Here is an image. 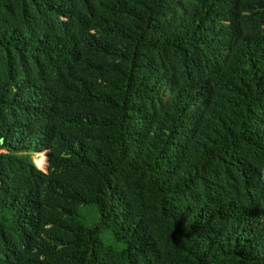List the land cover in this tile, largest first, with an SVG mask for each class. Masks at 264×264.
Returning a JSON list of instances; mask_svg holds the SVG:
<instances>
[{
  "label": "trees",
  "instance_id": "obj_1",
  "mask_svg": "<svg viewBox=\"0 0 264 264\" xmlns=\"http://www.w3.org/2000/svg\"><path fill=\"white\" fill-rule=\"evenodd\" d=\"M0 264H264V0H0Z\"/></svg>",
  "mask_w": 264,
  "mask_h": 264
},
{
  "label": "rangeland",
  "instance_id": "obj_2",
  "mask_svg": "<svg viewBox=\"0 0 264 264\" xmlns=\"http://www.w3.org/2000/svg\"><path fill=\"white\" fill-rule=\"evenodd\" d=\"M42 163L40 162V158H38L37 160H35V164L36 167L40 170H42L43 172H46V168H47V159L45 160L44 158ZM103 241L106 244H112L114 245L116 248H121L123 246L122 242H121V236L117 235V234H106L105 236H103Z\"/></svg>",
  "mask_w": 264,
  "mask_h": 264
},
{
  "label": "bare ground",
  "instance_id": "obj_3",
  "mask_svg": "<svg viewBox=\"0 0 264 264\" xmlns=\"http://www.w3.org/2000/svg\"><path fill=\"white\" fill-rule=\"evenodd\" d=\"M43 162V159L42 158H40V162L39 163H42Z\"/></svg>",
  "mask_w": 264,
  "mask_h": 264
}]
</instances>
